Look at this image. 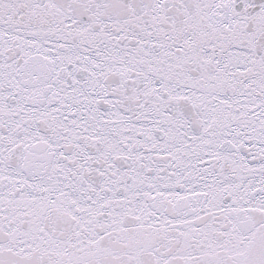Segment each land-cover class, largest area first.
<instances>
[{
    "label": "snow or ice",
    "instance_id": "snow-or-ice-1",
    "mask_svg": "<svg viewBox=\"0 0 264 264\" xmlns=\"http://www.w3.org/2000/svg\"><path fill=\"white\" fill-rule=\"evenodd\" d=\"M0 264H264V0H0Z\"/></svg>",
    "mask_w": 264,
    "mask_h": 264
}]
</instances>
